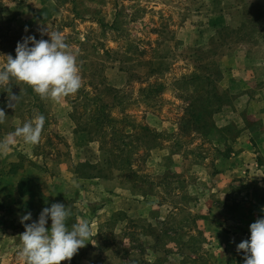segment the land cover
I'll return each mask as SVG.
<instances>
[{
	"label": "rangeland",
	"instance_id": "obj_1",
	"mask_svg": "<svg viewBox=\"0 0 264 264\" xmlns=\"http://www.w3.org/2000/svg\"><path fill=\"white\" fill-rule=\"evenodd\" d=\"M46 26L82 86L54 100L0 83V140L46 118L0 154V264H24L21 217L52 203L92 232L61 264H244L264 217V0H0V70Z\"/></svg>",
	"mask_w": 264,
	"mask_h": 264
},
{
	"label": "clouds",
	"instance_id": "obj_2",
	"mask_svg": "<svg viewBox=\"0 0 264 264\" xmlns=\"http://www.w3.org/2000/svg\"><path fill=\"white\" fill-rule=\"evenodd\" d=\"M40 35H47L49 39L24 36L22 41L17 42L15 57L10 54L4 56L6 68L0 70V83L15 78L31 86L42 98L54 100L75 94L82 86V79L76 57L68 50L64 35L51 31L48 26L40 29ZM9 100L15 103H9L8 107L15 108L18 96L11 94ZM5 117L4 110L0 108V122ZM45 119L43 114H38L0 140V154L7 153L17 137L26 144H37ZM70 215V210L63 203H52L50 207L42 209L37 220H32L31 212L21 217L25 231L20 235L22 248L18 256L24 264L71 261L78 250L88 244L92 238L89 221L84 220L69 228L67 220ZM237 251H243L244 264H264V217L250 225V238L240 242Z\"/></svg>",
	"mask_w": 264,
	"mask_h": 264
},
{
	"label": "trees",
	"instance_id": "obj_3",
	"mask_svg": "<svg viewBox=\"0 0 264 264\" xmlns=\"http://www.w3.org/2000/svg\"><path fill=\"white\" fill-rule=\"evenodd\" d=\"M201 77H205V78H202V80H203V82L202 83H205V82H207V86H209V85H211L213 82L211 81V78H210V76H193V78H194V81L193 82H195V81H197V82H200L201 80ZM201 83V82H200ZM160 90H162V86H159V87H157L156 89H153V88H151V91H150V93H152V92H158V91H160ZM205 109V108H204ZM207 109V108H206ZM209 111V110H208ZM211 111V110H210ZM196 113V112H195ZM107 118H106V116H104V120H106ZM95 120V122H96V124H97V127H99L100 126V124H99V121H100V118H97V119H94ZM30 182V181H29ZM27 184H28V180H27V178H22V180L20 181V184H19V187H20V193H22V194H24V193H26L27 191H26V187H27ZM29 193H31V192H29Z\"/></svg>",
	"mask_w": 264,
	"mask_h": 264
},
{
	"label": "crops",
	"instance_id": "obj_4",
	"mask_svg": "<svg viewBox=\"0 0 264 264\" xmlns=\"http://www.w3.org/2000/svg\"><path fill=\"white\" fill-rule=\"evenodd\" d=\"M8 136H9V135H8ZM8 136H7V137H8ZM15 139H17V138H15ZM14 141H15V140H14Z\"/></svg>",
	"mask_w": 264,
	"mask_h": 264
}]
</instances>
